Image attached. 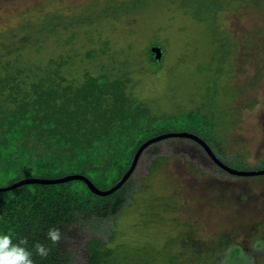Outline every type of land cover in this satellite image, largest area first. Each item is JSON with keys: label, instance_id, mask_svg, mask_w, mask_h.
Returning a JSON list of instances; mask_svg holds the SVG:
<instances>
[{"label": "rangeland", "instance_id": "374dc122", "mask_svg": "<svg viewBox=\"0 0 264 264\" xmlns=\"http://www.w3.org/2000/svg\"><path fill=\"white\" fill-rule=\"evenodd\" d=\"M154 46L161 60H152ZM40 77L48 80L42 92ZM93 84L100 93L88 111L83 95ZM50 89L67 105L62 118L74 109L93 126L107 124L95 115L114 117L121 104L128 130L144 124L141 116L167 117L161 135L190 132L227 166L264 169V0H0V121L19 102L39 100L43 121L58 118L42 98ZM95 159L96 169L111 166L112 156ZM89 204L39 217L15 241H28L34 264H88L100 246L114 249L118 264H201L202 256L264 264V176L226 172L192 138L147 146L124 186L111 196L91 192ZM50 228L62 234L55 244Z\"/></svg>", "mask_w": 264, "mask_h": 264}, {"label": "trees", "instance_id": "16d2710c", "mask_svg": "<svg viewBox=\"0 0 264 264\" xmlns=\"http://www.w3.org/2000/svg\"><path fill=\"white\" fill-rule=\"evenodd\" d=\"M150 56L152 60L155 59L153 54ZM103 80H96L98 83L96 85H101ZM45 82L48 80L40 77L39 82L34 86L42 92ZM94 86L95 84L90 85L84 91L88 95H83L88 101L86 102L88 111L94 110L93 98L100 93L98 89L95 90ZM21 93H23L22 90H20ZM43 96H46V101L54 106L56 113L60 112L56 115L58 118L51 116L52 120L47 119L46 121L40 118L39 113L47 105L41 100L33 101L32 104L19 102L18 108L1 118L0 185H12L26 176L53 180L70 174L85 176L94 186L95 180L102 178L113 177L114 181H117L122 179L123 174L130 168L142 143L138 139L151 138L152 135L163 133L165 130L160 125L166 123L167 117H149L148 115L140 117L145 121L143 125L128 130L129 126L123 123L127 112L121 104H114L111 107V115L114 117L104 116L105 119H102L97 114L95 115L97 121H107V124L97 123L93 126L91 121L89 124V115L87 119H83L86 112L74 109H67L68 119H65L62 118L61 112L67 105L58 104L62 93L56 89H50L46 94H42V98ZM92 102V107L89 108ZM106 126H108L106 132L102 135L101 132L105 131ZM153 132L156 133L153 134ZM134 135H139L138 139H132ZM111 156V166L102 168L103 170L96 169L99 165L95 164V158L102 163ZM158 165L160 166L159 163ZM158 165L152 167L154 172L157 171ZM108 187H105L106 190L109 189ZM91 192L88 184L78 179L60 184H29L11 191H0V232L11 233L16 242L15 240L21 238L23 233H28L30 222L39 217L48 216L52 212L65 217L76 209L91 207L89 204ZM210 239L211 242L220 243L221 236L215 238L213 236ZM50 243L46 245H52ZM208 248L205 244L204 249ZM115 253L110 247L100 246L95 252L92 250L93 255L88 264H118L110 258L117 254ZM169 256L171 260H177L174 253H170ZM210 259V257L202 256L201 264H210ZM141 264L158 263L146 261Z\"/></svg>", "mask_w": 264, "mask_h": 264}, {"label": "water", "instance_id": "95a60500", "mask_svg": "<svg viewBox=\"0 0 264 264\" xmlns=\"http://www.w3.org/2000/svg\"><path fill=\"white\" fill-rule=\"evenodd\" d=\"M152 54L154 55L156 60H161L163 57V51L160 47L154 46L151 49ZM170 137H188V138H192L194 140H196L201 146H203L205 148V150H207L209 152V156L211 157V159L223 170H225L226 172H230L233 173L235 175H239V176H255V175H264V170H259V171H241V170H236L233 169L229 166H227L226 164H224L221 160H219L217 158V156L210 150V148L208 147V145L206 144V142L201 139L200 137H198L197 135L191 134L189 132H177V133H168V134H163L161 136L158 137H154L150 140H148L147 142L144 143V145L136 152L134 159L132 161V164L128 170V172H126V174L122 177V179L112 188H110L109 190H101L96 188L89 180L87 177L82 176V175H70V176H65L63 178H59V179H53V180H46V179H39V178H26V179H22L10 186H6V187H0V191H11L13 189L22 187L24 185H29V184H60V183H66L68 181L71 180H82L84 182H86L88 184V186L90 187V189L92 190V192L94 194L97 195H101V196H109L111 194H114L117 190H119V188H121V186H123V184H125V182L129 179V177L133 174V172L136 169L137 163L139 161V157L142 153V151L149 145H151L154 142H158L161 141L163 139H167Z\"/></svg>", "mask_w": 264, "mask_h": 264}, {"label": "clouds", "instance_id": "9594fccd", "mask_svg": "<svg viewBox=\"0 0 264 264\" xmlns=\"http://www.w3.org/2000/svg\"><path fill=\"white\" fill-rule=\"evenodd\" d=\"M249 171H253V170H249ZM255 171H259V170H255ZM255 176H264V175H255ZM47 238L53 244H55L59 242L62 238L61 231L58 228H50L47 232ZM27 243L28 242L26 239H20L18 242H14V238L11 233L0 232V264H34L32 259V252L26 247ZM35 250H36V254L39 255L40 257H47L49 252V249L40 243L35 244Z\"/></svg>", "mask_w": 264, "mask_h": 264}, {"label": "bare ground", "instance_id": "6f19581e", "mask_svg": "<svg viewBox=\"0 0 264 264\" xmlns=\"http://www.w3.org/2000/svg\"><path fill=\"white\" fill-rule=\"evenodd\" d=\"M90 188V187H89ZM97 188V187H96Z\"/></svg>", "mask_w": 264, "mask_h": 264}, {"label": "flooded vegetation", "instance_id": "af4514ba", "mask_svg": "<svg viewBox=\"0 0 264 264\" xmlns=\"http://www.w3.org/2000/svg\"><path fill=\"white\" fill-rule=\"evenodd\" d=\"M263 170V169H262Z\"/></svg>", "mask_w": 264, "mask_h": 264}]
</instances>
